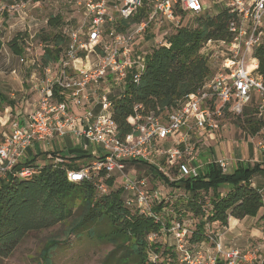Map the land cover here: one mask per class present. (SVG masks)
Returning a JSON list of instances; mask_svg holds the SVG:
<instances>
[{
	"label": "built area",
	"instance_id": "1",
	"mask_svg": "<svg viewBox=\"0 0 264 264\" xmlns=\"http://www.w3.org/2000/svg\"><path fill=\"white\" fill-rule=\"evenodd\" d=\"M68 2L77 8L81 21L61 29L65 44L56 59L44 65L41 57L45 49H41L40 56L28 51L32 55L27 63L32 69L30 90L34 96L32 103L25 102L28 110L21 102L15 113L9 109L0 116V127L7 129L0 141V178L11 175L25 180L37 174L42 168L37 161L24 165L37 156L35 145L45 154L46 164L53 165L63 163L61 155L54 153L57 149L61 152L78 147L87 152L92 146L97 150L91 154L93 159L77 170L65 169L66 179L74 184L88 183L97 196H102L111 189L110 175L119 174L116 179L121 180L126 194L125 209L159 227L145 237L149 264H264L261 248L226 247L216 234L207 235L206 241L192 243L193 228L171 218L170 207L181 192L186 194L175 184L197 178L208 164L214 163L223 174L234 169L227 160L202 161L196 144L188 140L190 132L215 134L227 114L241 116L255 97L260 101L259 115L264 113V76L258 72L259 63L254 57L258 49L264 54V0H215L235 15L237 23L229 24L230 41L208 42L202 48H209L203 57L216 69L214 74L165 116L129 117L127 121L133 130L122 138L112 118L114 102L124 96L128 84L139 82L148 54L163 44L166 35L154 36L148 40L149 46L138 48L145 31L154 27L180 28L181 17L176 10L200 14L204 12L202 1ZM25 3L16 2L7 11H18ZM143 4L148 8L146 18L129 29H119L118 22L134 17ZM25 61L19 58L20 63ZM182 130L185 133L181 135ZM64 139L70 141L69 146L63 143ZM168 141L173 145L164 148ZM257 148L264 155V138L258 141ZM138 161L160 172L167 182L161 181L154 188L152 177L126 175L125 164ZM260 194L264 209V183ZM167 219H171L169 223ZM210 226L206 224V228Z\"/></svg>",
	"mask_w": 264,
	"mask_h": 264
},
{
	"label": "trees",
	"instance_id": "2",
	"mask_svg": "<svg viewBox=\"0 0 264 264\" xmlns=\"http://www.w3.org/2000/svg\"><path fill=\"white\" fill-rule=\"evenodd\" d=\"M4 1L10 5L15 1L28 2ZM147 11V6L143 4L134 17L118 22L119 29H129L139 23L146 18ZM176 12L178 17L185 15L180 10ZM232 22L237 23V18L223 8L216 14H199L191 26L170 29L164 36L163 44L148 54L145 71L139 82L128 84L124 96L114 102L112 118L119 137L132 133L133 127L127 121L129 117H145L149 114L165 116L178 106L184 96L196 93L211 78L213 72L200 50L208 42L230 41L232 35L228 28ZM60 24L61 20L57 16L48 17V34L38 36L51 47L46 48L41 57L44 65L54 61L65 44L57 29ZM20 39L18 35L9 44L17 55L21 53L16 44ZM254 57L259 63L258 72L264 76L262 50H256ZM6 102V97L0 93V105ZM234 123L249 135L264 130V117L259 116V107L254 105V100ZM39 154L43 155L41 152ZM36 157L24 165H33ZM83 157L70 158L72 163L68 164H45L37 174L25 180L11 175L0 178V258L10 256L27 234L67 223L63 239L49 238L41 248V264H52L53 252L62 242H66L70 236H78L80 230L105 224L106 231L97 236L101 242L111 244L113 250L102 264H149L145 257L148 248L145 237L150 232L158 231L159 227L151 220L138 218L125 209L123 191L121 188L114 190L113 179L108 181L111 189L102 196H97L88 183L68 182L65 169L77 170L78 166L74 163ZM259 173L264 174V166L259 163L252 167L237 165L228 174H223L211 163L197 178L175 184L186 194L181 197L184 200L180 201L179 198L170 207L172 213L177 210L178 216L189 214L196 221L190 235L192 243L208 240L206 224L226 226L229 218L242 220L258 215L263 208L260 194L262 186H252V181ZM158 176L167 182L159 172ZM222 188H225L224 192ZM209 191L212 194L207 198ZM170 220L167 219V223Z\"/></svg>",
	"mask_w": 264,
	"mask_h": 264
},
{
	"label": "rangeland",
	"instance_id": "3",
	"mask_svg": "<svg viewBox=\"0 0 264 264\" xmlns=\"http://www.w3.org/2000/svg\"><path fill=\"white\" fill-rule=\"evenodd\" d=\"M214 1L215 0H202L203 8L207 10L204 12L210 13L208 11L210 10L211 13L216 14L219 9H223L221 5H214ZM16 2L19 1H15V3ZM15 3L13 2L12 4ZM10 6L11 5L6 3V1L0 0V44L3 45V49H5L0 53V92H3L7 96H9L10 94H14L13 99L21 98L20 100H18L22 102L23 107H28L25 102H31L30 99L32 98V91L30 90L29 93L28 88L25 87V85L21 86L20 82L28 78L31 70L27 69L24 65L19 64L18 56H12L13 54H11V51L8 49V42L17 34L22 36H24V34L27 35V31L32 32L38 30L41 31L40 34L47 35L48 33L46 21L48 17L57 16L61 20V22H64V24L66 23L67 25H76L81 21V19L80 16L78 17V13L76 11L77 8L73 4L69 3L68 0H28V2L24 4V7L22 9L9 12L7 11V8H9ZM198 15L199 14L185 13V15L181 17L180 26L184 27L193 25L195 22V18L198 17ZM167 26L169 25L166 24V27ZM170 31L171 30L169 28H162L160 30H157V28L154 27L152 29H147L145 31V37L142 39L143 42L138 44V48H140L141 46L147 47L150 45V42L148 40L146 41L145 39H151L154 36L160 37L163 34L167 35ZM28 44H30L33 54H35V52H40L39 49L51 48L49 44L42 42L40 39L38 41L37 39L28 40ZM0 48L2 49V47ZM208 52L209 48L206 47L205 49L200 50V54H202L201 56H205V54L207 55ZM31 57L32 55H27L26 61H28ZM209 67L214 74L216 69L210 64ZM15 74H17V76ZM116 95L117 93L112 97ZM253 100L254 105L260 107L259 99L255 97ZM0 109V111H2L1 107ZM259 116L263 118L264 113ZM237 118V116H230L229 114H227L225 118L220 121L221 129H219L215 134L209 135L213 137V141L208 140L207 142L205 140V143L204 141L197 142L198 139L193 136L192 132L189 134L188 140L190 143L192 142L196 144L198 151L201 153V160H203L202 158H205V154H208L207 150L212 149V151L217 152L219 157L221 156L222 158L228 159L233 157L235 159L240 158L242 157V153L248 158L251 157L250 159L260 156L261 164H259L261 166H264V155H262L257 148V142L262 141V139L264 138V130H261L255 135H249L235 125L234 122ZM4 129L6 133V128ZM4 129L2 130L0 127V141L2 139L1 136H3L4 134ZM184 133L185 131L182 130L181 135ZM63 143L68 146L70 141L68 139H64ZM75 145L77 146V143H75ZM34 147L38 152L36 161L38 162L39 166L43 167L47 162L44 161L45 154H39L41 152V149L38 147V145H35ZM95 152H97V150H95V148H93L92 146L89 147L88 152L83 151L78 147L72 150H63L61 152V155L64 157L63 164L70 163V158L86 155L87 153L93 154ZM210 154L212 155V153ZM89 156L79 159L74 164L77 166L84 164L85 162H87V158ZM65 157L67 159H65ZM255 163L256 162L254 161L248 163L247 165L249 167H252ZM124 173L126 175L136 176L138 178L152 177L154 180L152 183L154 188H158L161 181H163L158 176L157 171L153 172L152 167L140 161L125 164ZM110 176L113 178V188H115L114 190L121 188V180L116 179L119 174L117 172H113ZM256 177V179H253L254 183L257 184V181L259 180L258 185L260 183V185L262 186V184L264 183V174L259 173ZM221 191L224 192L225 188H222ZM222 192L221 194H223ZM211 194L212 192L209 191L207 194V198L210 197ZM125 196L126 194L122 192V197L125 198ZM182 196L183 194L181 192L180 201L184 200V198H181ZM176 213L177 210L172 213L171 218H177L181 220L186 226L191 228L194 227L196 221L193 220L189 214L184 215L181 212L182 216H178V214ZM258 219L259 220L252 221L251 223L249 221V224L246 225V231H250L252 228L254 230V234L251 236V239H249L248 243H252L254 244V246H256V242H264V239H262L264 238V209L261 211V216ZM67 225V223L57 224L47 230L27 234L10 256H8L7 258H0V264H41L42 261L39 258V254L44 243L49 238L63 239V234L65 232V229L67 228ZM104 225L98 224L90 226L86 230L83 229L78 231V236H70L66 242H62V245H60L53 252L52 264H102L104 258L109 254V252L113 250V246L111 244L101 242L99 240V237L97 236L98 234H102L106 231L107 228ZM220 231L221 230L219 226L212 227L211 225L209 228H206V234L211 237ZM92 232H95V234H93ZM90 235H92L93 237H91ZM166 239L169 243H171V237L169 238V236H167ZM253 240L257 241L255 242Z\"/></svg>",
	"mask_w": 264,
	"mask_h": 264
},
{
	"label": "crops",
	"instance_id": "4",
	"mask_svg": "<svg viewBox=\"0 0 264 264\" xmlns=\"http://www.w3.org/2000/svg\"><path fill=\"white\" fill-rule=\"evenodd\" d=\"M202 1V0H201ZM208 4V3H207ZM214 5H219L217 2H214L213 3ZM209 5V4H208ZM222 10V9H221ZM220 9L217 11V12H219V11H221ZM204 11H207V10H205L204 9ZM209 12H210V14H214V13H211V11L210 10H208ZM67 24L65 23L64 24V22H61V24L58 26V31H59V33H60V31H61V29L63 28V27H65ZM46 27H48V19H47V21H46ZM47 31H48V28H47ZM40 32L41 31H38V30H36V31H27V35L26 34H24V36H22V35H19V34H17V35H15L9 42H8V45L10 44V42L16 37V36H20V40H18V42H16V44H17V47L21 50V53L20 54H15L14 52H13V50L11 49V47L9 46V50L11 51V54H13L12 56H18V62H19V58L20 57H22L23 59H25L26 60V57H27V55H28V51L30 50L31 52H33L32 50H31V46H30V44H28V40H34V39H37V41L39 40L38 39V36L40 35ZM0 47H2V49L0 48V53H1V51L2 50H5V49H3V45H1L0 44ZM40 50V52H35V54H37L38 56H40V55H42L41 54V49H39ZM19 64L20 65H24L27 69H30L31 70V72H32V69L29 67V65H28V63H27V61H25V63H20L19 62ZM31 72L29 73V76H28V78H26L25 80H22V82H20V84H21V86L22 85H25V87H27L28 88V90H29V93H30V87H31V85H30V83H31V80H30V76H31ZM0 73H1V71H0ZM16 76H17V74H15ZM23 88V87H22ZM1 94H3L5 97H6V100H7V102L5 103V104H2V105H0V107L2 108V111H0V116H3L4 115V110H8L9 111V109H10V111L12 110V112H16L17 110H16V108L17 107H19V106H22V105H20V99L19 98H15V99H13V95L14 94H10L9 96H7L6 94H4L3 92H0ZM19 99V100H18ZM33 99H34V96H33V94H32V98L30 99L31 100V102H29L28 101V104H30V103H32V101H33ZM16 101V102H15ZM23 107V106H22ZM1 110V109H0ZM24 110H28V107H26V106H24ZM5 118H8L7 117V115H5ZM2 130L4 129V128H1ZM192 132V134H193V136L195 137V138H197L198 140H197V142H202V141H204V143H205V140L208 142V140H212L213 141V137L212 136H205V135H203V134H200V133H198V132H196V131H194V130H192L191 131ZM190 132V133H191ZM6 133H7V129H6ZM5 133V129H4V134L3 135H5L6 134ZM211 141V142H212ZM210 142V143H211ZM258 143V142H257ZM173 145V142L172 141H168L167 143H165L164 144V148H167V146H168V148L169 147H171ZM69 146V145H68ZM73 148H67V150H72ZM64 151H65V149H64ZM58 154H60L61 155V152L59 151V149H57V151H56ZM88 152V151H87ZM207 152H208V154H205L204 155V157L205 158H202L203 160L202 161H214V160H217V159H223V160H227V161H229V162H231V164L234 166V168L237 166V165H244V166H248L247 164L248 163H250V162H256V163H260L261 162V157L260 156H257V158L256 157H253V159H250L251 157H246L243 153H242V157H240V158H237V159H235L234 157L233 158H230V159H228V158H222L221 156L219 157V155L217 154V152H214V151H212V149H209V150H207ZM210 153H212V155L210 154ZM232 153V152H231ZM32 154V153H31ZM199 154H200V156H201V153L199 152ZM233 154V153H232ZM90 155V156H89ZM32 156V155H31ZM62 156V155H61ZM83 156H85V157H87V156H89L88 158H87V162H89V161H91L92 159H93V157L91 156V153H87L86 155H83ZM65 159H67L66 157H65ZM87 162H85V163H87ZM234 163H235V165H234ZM257 177H254L253 179H256ZM259 181V180H258ZM258 181H257V184H258ZM253 185H256V183H254V181H252V186ZM259 185H260V183H259ZM263 185V184H262ZM261 186V185H260ZM263 210V208L259 211V213H258V215L256 216V217H253V218H250V217H246V218H244V219H242V220H235V219H232V218H229L228 219V221H227V225L226 226H221V225H219V224H215V225H213L212 227H217V226H219L220 227V230L222 231H220V232H217L216 233V235L218 236H220L221 237V241H222V243L226 246V247H230V248H233V249H240V250H243L244 248H246V247H253L254 246V244H248L249 243V239H251V236L254 234L253 233V228L249 231H246V225L247 224H249L248 222L250 221V223L252 222V221H257V220H259L258 218L261 216V211ZM255 228V227H254ZM247 232V233H246ZM249 233V234H248ZM262 239H264V238H262ZM253 241H257V240H253ZM256 244V246H254V247H259V248H261L262 249V251H264V242H256L255 243ZM244 245V246H243ZM242 246V247H241ZM219 264H222V263H219Z\"/></svg>",
	"mask_w": 264,
	"mask_h": 264
}]
</instances>
